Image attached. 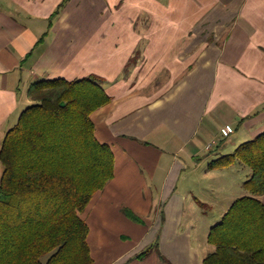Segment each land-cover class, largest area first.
Wrapping results in <instances>:
<instances>
[{
	"label": "crops",
	"instance_id": "obj_1",
	"mask_svg": "<svg viewBox=\"0 0 264 264\" xmlns=\"http://www.w3.org/2000/svg\"><path fill=\"white\" fill-rule=\"evenodd\" d=\"M63 2L0 0V145L33 82L98 75L113 100L92 117L115 176L82 213L94 264H202L215 247L185 220L223 218L237 162L222 157L264 132V0Z\"/></svg>",
	"mask_w": 264,
	"mask_h": 264
},
{
	"label": "trees",
	"instance_id": "obj_2",
	"mask_svg": "<svg viewBox=\"0 0 264 264\" xmlns=\"http://www.w3.org/2000/svg\"><path fill=\"white\" fill-rule=\"evenodd\" d=\"M28 95L32 105L0 148V264H94L82 213L114 178L115 153L98 139L92 115L113 97L96 74L42 79ZM236 162L251 168L245 182L251 193L211 227L215 250L202 264H264V132L222 157L221 166ZM125 213L143 222L132 210ZM159 245L158 239L136 257Z\"/></svg>",
	"mask_w": 264,
	"mask_h": 264
},
{
	"label": "rangeland",
	"instance_id": "obj_3",
	"mask_svg": "<svg viewBox=\"0 0 264 264\" xmlns=\"http://www.w3.org/2000/svg\"><path fill=\"white\" fill-rule=\"evenodd\" d=\"M32 103L33 102L30 101L28 104H25L23 109L32 105ZM232 136L234 135L232 134ZM3 171H4V166L0 159V181L3 175ZM230 172H232L231 177L230 178L227 177L228 178L227 180H228V184H230L231 182L232 188L228 190V194H229L228 198L231 200L233 199V197L239 198L244 195H249L251 192L246 188L245 181L251 177V174H250L252 172L251 168L245 164L240 165L237 162V164H235V166L230 169ZM224 197H227V196H224ZM221 210L222 208L216 209V212L214 213V218H208L207 220H201L197 218L185 220V224L188 223L189 221L193 223H197V227H195V230H194L195 234L192 235V239H193V242L200 248L205 249L206 246H211L210 243L208 242L207 229L211 225H215L216 223L222 220V218H219L221 215ZM131 243L132 242H130V239L129 241L128 240L125 241V249H128ZM47 259H48V256L44 257L45 261Z\"/></svg>",
	"mask_w": 264,
	"mask_h": 264
},
{
	"label": "built area",
	"instance_id": "obj_4",
	"mask_svg": "<svg viewBox=\"0 0 264 264\" xmlns=\"http://www.w3.org/2000/svg\"><path fill=\"white\" fill-rule=\"evenodd\" d=\"M221 131H222L224 136H229L230 134H232L235 131V129L232 125L227 124L224 127H222ZM212 145L213 144H209V148H211Z\"/></svg>",
	"mask_w": 264,
	"mask_h": 264
}]
</instances>
